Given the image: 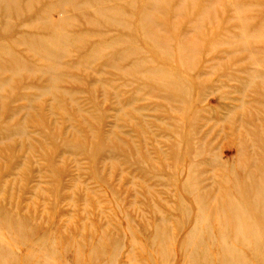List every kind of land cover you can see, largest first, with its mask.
<instances>
[{
	"label": "rangeland",
	"instance_id": "obj_1",
	"mask_svg": "<svg viewBox=\"0 0 264 264\" xmlns=\"http://www.w3.org/2000/svg\"><path fill=\"white\" fill-rule=\"evenodd\" d=\"M0 264H264V0H0Z\"/></svg>",
	"mask_w": 264,
	"mask_h": 264
},
{
	"label": "bare ground",
	"instance_id": "obj_2",
	"mask_svg": "<svg viewBox=\"0 0 264 264\" xmlns=\"http://www.w3.org/2000/svg\"><path fill=\"white\" fill-rule=\"evenodd\" d=\"M107 20H108V19H107ZM109 20H110V19H109ZM115 22H116V20H115ZM115 22H114V23H115ZM117 22H118V20H117ZM210 208H211V207H210ZM247 224H248V223H247ZM242 236H243V235H242ZM218 243H219V242H218ZM231 245H232V244H231ZM242 253H243V252H242ZM242 253H241V254H242ZM241 254L239 255V256H240V259H241ZM209 256H210V255H209ZM237 256H238V255H237ZM237 258H238V257H237ZM207 259H208V258H207ZM229 260H230V259H229ZM209 261H210V260H209Z\"/></svg>",
	"mask_w": 264,
	"mask_h": 264
}]
</instances>
